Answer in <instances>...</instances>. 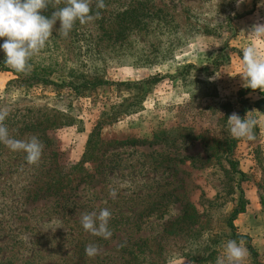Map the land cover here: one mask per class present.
I'll use <instances>...</instances> for the list:
<instances>
[{
  "label": "rangeland",
  "instance_id": "374dc122",
  "mask_svg": "<svg viewBox=\"0 0 264 264\" xmlns=\"http://www.w3.org/2000/svg\"><path fill=\"white\" fill-rule=\"evenodd\" d=\"M148 1L155 8L145 26L118 41L102 36L96 13L85 24L76 21L68 37L59 35L57 20L30 61L31 69L54 70L55 81L71 74L114 83L89 96L24 85L12 68L0 71V109L9 112L10 135L36 136L44 145L40 162L29 165L24 152L0 143V264H193L186 255L211 247L224 255L235 239L227 218L241 189L247 205L234 230L249 236L264 260V111L252 107L264 92L242 97L249 104L243 118L257 122L255 139L236 138L230 154L243 181L198 138L233 137L227 118L242 108V49L253 41L251 26L264 24V0ZM256 43L264 49V39ZM4 58L0 49L1 64ZM151 75L160 80L141 106L111 117L131 92L117 83ZM94 128L90 159L71 168ZM126 139L145 142H121ZM102 208L112 213L110 239L80 223L83 213ZM90 243L99 247L94 258L85 255ZM243 264H254L248 254Z\"/></svg>",
  "mask_w": 264,
  "mask_h": 264
},
{
  "label": "clouds",
  "instance_id": "9594fccd",
  "mask_svg": "<svg viewBox=\"0 0 264 264\" xmlns=\"http://www.w3.org/2000/svg\"><path fill=\"white\" fill-rule=\"evenodd\" d=\"M91 2L92 0H0V38H4L0 49L5 54V65L18 73L26 74L31 69L32 58L41 53L53 35L57 20L60 22L59 35L68 37L76 21L85 24L93 19ZM61 3L64 6L58 7ZM236 3L239 6L243 0H236ZM50 6L54 9L51 16L43 15ZM96 7L105 8L104 0H97ZM96 16H99V12ZM249 35L253 41L242 49L243 66L242 71L237 74H240L244 87L264 92V49L256 43L264 39V24H253ZM8 115L6 109H0V143L13 152H24L26 162L37 165L43 154V143L36 136L27 140L12 137L4 123ZM227 119L234 138L255 139V120L241 118L235 112ZM109 195L115 198L116 190L110 189ZM111 216L110 209L102 208L98 213H83L80 223L93 236L110 239L113 234L109 228ZM98 254L99 247L96 244L86 245L87 257L94 258ZM246 257L247 250L237 241L229 240L225 245L224 255L217 258L216 264H243Z\"/></svg>",
  "mask_w": 264,
  "mask_h": 264
},
{
  "label": "trees",
  "instance_id": "16d2710c",
  "mask_svg": "<svg viewBox=\"0 0 264 264\" xmlns=\"http://www.w3.org/2000/svg\"><path fill=\"white\" fill-rule=\"evenodd\" d=\"M116 1H123V0H114ZM97 0H92L91 2V14L99 12L101 15V29H102V36H106L107 39H111L114 41H118L123 38L130 30L139 29L145 26L144 18L148 16L149 8H155L153 5L149 4L148 0H124L120 4L113 6L114 2L112 0H104L105 8L98 9L96 7ZM64 4L61 3L58 7H63ZM52 11L54 9L50 6L46 11L42 14L45 16H51ZM113 23L115 25H113ZM76 24V23H75ZM74 24V25H75ZM107 25V28H105ZM184 67L179 68L182 70ZM8 66L5 64L0 63V71L9 70ZM15 75L16 79L20 81L21 84L28 85V86H52L55 89H68L69 91L73 92L74 94L83 97L89 96L91 93L95 92L97 88L102 85L107 84H114L108 80L104 79H94V80H79L68 74V78H61L58 81L52 80L50 78L51 74L54 70L48 67H35L30 69L26 74L25 73H18L15 70H11ZM160 80V76L158 75H151L147 78H144L139 81H123L117 83V85H125L126 87L131 89L129 92V96L125 97L122 103L115 106L116 111L112 112L111 117H117L120 114H129L133 111L137 110L143 101V99L147 96L148 92L151 89V86L156 84ZM250 91H257L259 93V89L252 90L250 88L243 87L238 91V95L240 96L239 102L242 105L241 110L238 112V115L243 118L245 115V110L247 109V105H249L248 99L242 100V97L250 92ZM113 107V106H112ZM252 107L264 111V97H260L256 99L252 103ZM114 108V107H113ZM121 108V109H118ZM96 129L94 128L88 135L86 149L83 153L79 162L73 164L71 168L82 169L84 162L90 159L91 153V144L94 138V132ZM198 138L203 141L205 148L209 151V156L215 158L218 163H225L226 171L231 174H238L239 181H243L246 177V174L240 170L238 167V161L230 157V154L233 151V148L236 144L237 139L233 138L231 135H226L222 139L217 138H208L205 139L203 135H198ZM122 143L128 144H136V143H143L142 141H136L134 139H126L121 141ZM150 142V141H149ZM151 143V142H150ZM222 159V160H221ZM68 180L67 182H69ZM67 185V184H66ZM247 199L243 194V190H240L239 197L231 208L228 214V227L232 229L231 237L234 236L235 241H242L244 242V246L247 249L248 257L253 261L254 264H264V260H260L258 257V253L254 248L253 244L251 243L250 237L243 234H238L234 230L233 220L239 215L243 213L246 209ZM40 233V232H39ZM215 244L217 246L219 244L216 240H211V244ZM211 247V246H210ZM190 262L193 264H216L217 258L222 257L221 253L219 252L218 247H211L208 250H203L198 253L190 254L189 256L186 255Z\"/></svg>",
  "mask_w": 264,
  "mask_h": 264
}]
</instances>
